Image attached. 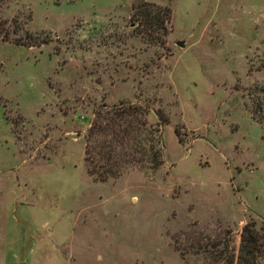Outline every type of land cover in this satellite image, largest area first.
Segmentation results:
<instances>
[{
	"label": "rangeland",
	"instance_id": "1",
	"mask_svg": "<svg viewBox=\"0 0 264 264\" xmlns=\"http://www.w3.org/2000/svg\"><path fill=\"white\" fill-rule=\"evenodd\" d=\"M143 4L170 11L158 41L138 34ZM121 104L148 109L162 165L95 181L87 131ZM251 219L264 0H0V264H203L191 244L237 249Z\"/></svg>",
	"mask_w": 264,
	"mask_h": 264
},
{
	"label": "trees",
	"instance_id": "2",
	"mask_svg": "<svg viewBox=\"0 0 264 264\" xmlns=\"http://www.w3.org/2000/svg\"><path fill=\"white\" fill-rule=\"evenodd\" d=\"M138 34L157 41L167 33L171 15L167 8L143 4L134 9ZM27 46L31 47V44ZM148 109L137 104L102 106L94 113L87 131L85 161L87 173L104 182L127 168L155 171L162 165V136L146 121ZM159 127H163L160 119ZM251 219L240 232L239 246L229 234L212 240L204 238L190 245L191 255L201 256L203 264H264V220L256 228ZM180 255L186 254L179 250Z\"/></svg>",
	"mask_w": 264,
	"mask_h": 264
},
{
	"label": "water",
	"instance_id": "3",
	"mask_svg": "<svg viewBox=\"0 0 264 264\" xmlns=\"http://www.w3.org/2000/svg\"><path fill=\"white\" fill-rule=\"evenodd\" d=\"M176 44H177V46H179V47H183V43H182V42H177Z\"/></svg>",
	"mask_w": 264,
	"mask_h": 264
}]
</instances>
